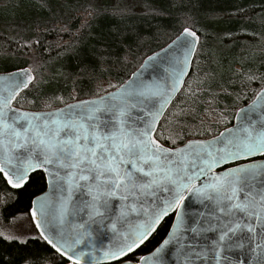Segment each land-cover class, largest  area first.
<instances>
[{"label": "snow or ice", "instance_id": "obj_1", "mask_svg": "<svg viewBox=\"0 0 264 264\" xmlns=\"http://www.w3.org/2000/svg\"><path fill=\"white\" fill-rule=\"evenodd\" d=\"M200 42L186 20L163 56L71 103L42 93L37 66L0 74V184L21 193L37 177L44 184L30 196L26 230L0 231L18 246L0 249V264H264V78L218 135L180 143L183 127L160 131L188 114L165 115ZM158 67L162 75L145 78ZM30 239L46 255L25 250Z\"/></svg>", "mask_w": 264, "mask_h": 264}, {"label": "trees", "instance_id": "obj_2", "mask_svg": "<svg viewBox=\"0 0 264 264\" xmlns=\"http://www.w3.org/2000/svg\"><path fill=\"white\" fill-rule=\"evenodd\" d=\"M10 1L6 4L7 11L10 12L7 16L1 14L3 10L0 7V73L14 71L21 65L37 66L42 76V93L48 96H62L66 103L73 102L71 97L91 98L99 83L104 81L114 80L117 85L126 81L147 56L165 47L179 34L186 20L188 23L201 26L205 14H209V19L213 14L229 17L226 23L228 26L224 31L228 35L237 34L235 44L223 52L213 51V54L211 45L203 43L206 47L198 58L199 63L203 62L206 68L204 71L199 70L197 74L201 71L214 78L212 85L214 89L225 88L222 90L223 93L217 94L216 97L224 102L226 107H230V119L224 124L217 126L212 124L209 128H205L199 125L200 119L197 113L189 119H187L188 115L181 116L179 124L172 122L165 127L167 130L165 135L168 131L184 128V140L180 143L188 139L211 138L208 135L198 136L196 133L206 131L217 135L225 127H229L237 109L250 102L253 93L260 90V80L264 78V55L250 53L251 63L254 62L250 66L257 68L259 76L251 82H241L239 86L229 83L233 78H238L231 73H234V67L239 66L242 60L240 55L245 53L244 50L240 53L242 41L248 36L242 34L239 23L253 20L257 13L264 11V0H143L151 7L143 12H126L104 5L96 8L97 11L94 13L91 9L93 15L90 18V11L84 8L86 4L75 2L64 5L62 11L46 10L38 14L37 18L27 20L16 16L17 11L12 12V8H19L22 5L30 7L34 2ZM85 21L87 26L82 27ZM11 27L15 32L9 29ZM260 28L263 35L264 23L260 24ZM204 37L206 39L207 36ZM241 38L243 39L240 40ZM37 40L39 44L36 43ZM226 40L229 39L225 35L220 39L223 42ZM26 43L31 47H24ZM256 61L259 62L258 65L255 64ZM193 68L184 88L192 78ZM224 92H227L226 95ZM237 92L249 93V97L243 100L242 105H235L230 99V93ZM100 94L103 95V92ZM36 95V91L28 93L27 99L31 100ZM195 97L186 100V96L182 97L181 91L165 115L169 116L174 109H184L187 106H190L192 111L195 100H198ZM205 97L202 95V99ZM216 105L222 108L220 102H216ZM62 106L58 101L52 104V108ZM33 110L49 109L39 106ZM41 188H44V184L39 177L30 190L23 193L20 190L7 189L0 184V222L7 223L18 216H26L30 196L33 193L39 194ZM16 247L18 246L0 240V249L6 253L14 252ZM23 247L27 251L46 255L42 241L30 239ZM145 253L147 251L139 254Z\"/></svg>", "mask_w": 264, "mask_h": 264}, {"label": "rangeland", "instance_id": "obj_3", "mask_svg": "<svg viewBox=\"0 0 264 264\" xmlns=\"http://www.w3.org/2000/svg\"><path fill=\"white\" fill-rule=\"evenodd\" d=\"M34 3H31L30 7H26L25 5H22L19 8H12L13 11H17L15 14L16 16L20 17L21 19H30V18H37L38 14L44 13L43 11H46L47 9L41 7L42 4L44 3H50L52 5V11L58 12L62 11V8L64 5H69L75 2H80L81 5H84V8L89 10V13L91 12V9H96L99 7H110V8H118L121 9L122 11L126 12H143L145 11L148 7L143 0H32ZM10 0H1L0 1V7L2 8V15L7 16L10 12L7 11V5ZM79 5V6H81ZM151 8V7H150ZM7 11V12H6ZM77 15V14H76ZM15 16V15H14ZM15 16V17H16ZM92 15H89V18ZM17 17V18H18ZM229 17L227 16H221L220 14L217 15H212L211 18L209 19V14H205L203 17L202 25L196 26L197 29H199V34L201 36V42H200V47L197 51L196 58L193 60L192 68L194 70L192 78L188 80L185 88L182 90V97L186 96V100L190 97L196 96L198 100H195V107L193 110H190V106L184 108L185 111L188 113L187 119L189 117L194 116V113H197V117L200 119L199 125L209 128L212 124L218 125V124H224L230 119V107H226L224 102H221V100H218V97L216 95L222 94V90L225 88H220V89H214L212 86L214 83V78H211L207 76L206 74L202 73L201 71L198 73L199 70L202 69V71L205 70V64L199 63V58L200 53L204 51L203 43H207L208 46L209 44L211 45L212 52L213 51H219L223 52L225 51L228 47L231 45L235 44V40L237 39V34L234 35H228L225 33V29L228 26L226 23L228 21ZM231 23V22H230ZM264 23V11L257 13L254 17L253 20L250 21H241L239 25L242 27V34L248 35V33H255L256 35L253 36H247L242 41V50L245 51L243 55H240V58L242 59L241 62L239 63V66L234 67L233 71L234 73H231L232 75L237 76L238 78H231L232 81H230V84H235L239 86L242 81H245V75H254L255 78L258 75L257 68H252L250 66L251 63V55L250 53H254L255 55L260 54L264 55V34L262 35V30L260 28V24ZM233 27V26H232ZM11 31H14V29L11 27L9 28ZM18 30V29H17ZM213 31H216L213 33ZM15 32V31H14ZM11 34V33H10ZM207 36L206 39H204V36ZM226 36L229 40H226V42L220 41L221 37ZM209 36V37H208ZM204 37V38H203ZM164 38V35H163ZM204 39V40H203ZM210 39V41H209ZM219 41H218V40ZM241 38L240 40H242ZM202 43V45H201ZM223 46V47H222ZM240 51V50H239ZM214 54V52H213ZM1 60V59H0ZM206 60V59H205ZM204 60V61H205ZM33 63V62H31ZM259 62H255L256 65H258ZM34 64V63H33ZM194 65V66H193ZM249 66V67H248ZM244 69V70H243ZM192 71V70H191ZM190 81V82H189ZM236 81L237 84H236ZM108 82H111L112 84H115L114 80H108L104 81L102 83H99L96 91H100V88L107 87ZM216 84V83H215ZM221 85V84H220ZM102 92V91H100ZM258 92V91H257ZM225 95L227 92H224ZM237 94H239L240 99L239 101H236ZM202 95H205L206 97L202 99ZM195 97V98H196ZM249 97V93L246 92V94L242 92H237L235 94L230 93V99L232 102H234L235 105H242L243 100ZM196 98V99H197ZM184 100V99H182ZM181 100V101H182ZM251 101V100H250ZM216 102H220L222 104V108L217 107ZM243 106V105H242ZM190 110V111H189ZM223 116V121L218 120V116ZM170 116V115H169ZM168 116V117H169ZM171 118V117H170ZM233 121V120H232ZM167 127V125H165ZM161 131H164V134L167 133V130L163 128ZM167 135V134H166ZM26 225L27 224V216H18L14 218L11 221H8L7 223L5 222H0V231H4L5 233L8 232H19V231H25V228H22L21 225ZM31 235H35L34 232L31 233Z\"/></svg>", "mask_w": 264, "mask_h": 264}, {"label": "water", "instance_id": "obj_4", "mask_svg": "<svg viewBox=\"0 0 264 264\" xmlns=\"http://www.w3.org/2000/svg\"><path fill=\"white\" fill-rule=\"evenodd\" d=\"M175 39V38H174ZM172 42V41H171ZM171 42H169L165 47H163V48H167V46L171 43ZM155 53H160L161 54V56H163V53L161 52V49L160 50H158V51H156V52H154V53H152V54H150L149 56H151V55H153V54H155ZM175 55H179V53L177 52V53H174ZM148 57V56H147ZM147 57L145 58V59H147ZM144 59V60H145ZM144 60H143V62H144ZM142 62V63H143ZM141 63V64H142ZM192 64H193V61H192ZM192 64H191V68H190V70H189V75H190V73H191V70H192ZM139 68V67H138ZM137 70V69H136ZM135 70V71H136ZM5 72H3V73H0V74H4ZM163 73H162V69L161 68H157L155 71H153L152 69H149L144 75H145V78H149V77H151V76H153V75H162ZM188 75V76H189ZM131 76V75H130ZM129 76V77H130ZM188 76L187 77H185V82H186V80H187V78H188ZM129 79V78H128ZM183 88H184V86H183ZM182 88V89H183ZM182 89H181V91H182ZM180 91V92H181ZM180 92L179 93H177L176 94V97L180 94ZM176 99V98H175ZM174 102V101H173ZM251 102V101H250ZM250 102H248V103H250ZM242 107H246V104L245 105H243ZM238 110V109H237ZM235 123V118H233V121H232V124L229 126V127H232L233 126V124ZM224 130V129H223ZM223 130H221V131H223ZM218 135V134H217ZM207 139H210V138H207ZM257 159H259V158H257ZM46 190V189H45Z\"/></svg>", "mask_w": 264, "mask_h": 264}, {"label": "flooded vegetation", "instance_id": "obj_5", "mask_svg": "<svg viewBox=\"0 0 264 264\" xmlns=\"http://www.w3.org/2000/svg\"><path fill=\"white\" fill-rule=\"evenodd\" d=\"M145 254H147V253H145Z\"/></svg>", "mask_w": 264, "mask_h": 264}]
</instances>
